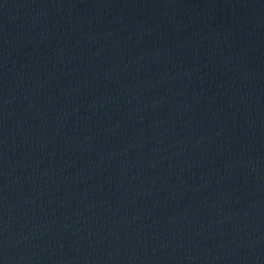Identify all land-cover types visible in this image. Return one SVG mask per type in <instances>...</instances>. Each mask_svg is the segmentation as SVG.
<instances>
[{
  "label": "water",
  "instance_id": "1",
  "mask_svg": "<svg viewBox=\"0 0 264 264\" xmlns=\"http://www.w3.org/2000/svg\"><path fill=\"white\" fill-rule=\"evenodd\" d=\"M0 264H264V0H0Z\"/></svg>",
  "mask_w": 264,
  "mask_h": 264
}]
</instances>
